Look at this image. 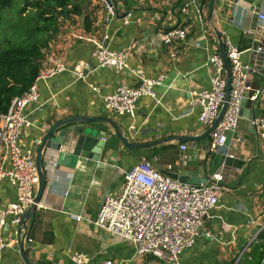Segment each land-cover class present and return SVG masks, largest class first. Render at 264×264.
Returning <instances> with one entry per match:
<instances>
[{
	"label": "crops",
	"instance_id": "1",
	"mask_svg": "<svg viewBox=\"0 0 264 264\" xmlns=\"http://www.w3.org/2000/svg\"><path fill=\"white\" fill-rule=\"evenodd\" d=\"M113 1L111 17L102 1L77 0L79 13L60 20L59 31L47 50L42 68L49 56H55L68 71L38 85V102L26 108L33 125L22 130L21 148L36 150L37 135L48 124L77 115L108 117L122 131H128L133 124V141L141 143L171 136L198 137L207 129L197 121L198 109L191 106L190 91L210 87L211 69L205 62L212 54H220L217 39L206 21L208 8H203L204 19L200 22L195 3L201 0ZM184 5H187L186 13L180 12ZM260 8H264V0H216L213 26L221 33L224 43L243 51L250 45L244 30L257 22L254 12ZM183 24L189 32L186 40L176 46L177 58L173 59L161 43V35ZM92 41L113 51H127L128 69L120 73L94 69ZM247 57L244 54L242 59ZM78 73L87 74V81L78 79ZM138 73L150 78L165 77L162 85L153 88L154 99L142 97L137 101L133 121L127 116H112L103 111V98L122 84L136 86ZM251 78L252 88L263 91L262 74ZM88 83H93L98 91H93ZM263 98L256 103L246 101L244 109L248 115L254 111L255 116L264 118ZM242 117L239 125L242 143L235 149L230 147L234 150L233 158H224L222 151L209 152V136L130 152L113 138L108 125L94 124L93 127L107 132L103 139L106 147L97 161L79 157L50 170L39 203L41 207L27 222L24 249L29 261L73 264L70 255L78 251L90 256L88 264H104L106 260L112 264H155L150 256L137 262L129 244L92 224L103 197L119 192L124 172L148 161L162 174L208 179L215 172L222 173L218 207L211 211L200 229L213 238L200 236L182 254L180 264H227L233 258L237 262L264 229V142L255 135L250 120ZM230 138L228 135L226 143L231 146ZM109 140L115 143V148H108ZM181 145L187 149L181 151ZM15 199V190L7 180H0V204ZM12 230L13 226L8 224L4 239L9 247L0 264H25L19 244H13Z\"/></svg>",
	"mask_w": 264,
	"mask_h": 264
},
{
	"label": "built area",
	"instance_id": "2",
	"mask_svg": "<svg viewBox=\"0 0 264 264\" xmlns=\"http://www.w3.org/2000/svg\"><path fill=\"white\" fill-rule=\"evenodd\" d=\"M100 1L107 15L113 16V7L107 4V0ZM208 1L195 3V13L200 22L204 19L202 10L208 8ZM187 5L182 6L180 12L186 13ZM254 13L257 22L244 30L250 45L241 51L231 43H224L231 76L229 99L220 121L209 134L208 144L209 152L222 151L224 158H233L232 149L242 143L239 136V125L243 118L242 102L256 103L261 96L264 97V88L263 91L254 89L251 84L253 75L262 74L264 77V8ZM188 32V26L183 24L161 35V43L169 49L173 59L177 58L176 46L186 40ZM93 44L96 62L94 69L105 68L117 73L128 69L127 51H113L99 42ZM244 54L248 55L246 60L242 59ZM205 66L211 69L210 87L190 91L191 106L198 109L197 121L203 129L213 124L225 97V71L220 54H212ZM66 71L68 68L59 58L49 56L46 66L28 90L15 97L7 112L0 114V180H7L16 192L15 201L0 204V259L9 247L4 239L8 224L13 226V244L18 246L20 243V218L33 204L38 185L36 150L23 149L19 144L22 130L33 125L26 108L38 102L39 84ZM87 78V74L78 73V79L87 81ZM136 78V86L122 84L106 95L103 98V111L112 116H127L133 121L137 101L142 97L154 99L153 88L162 85L165 79L163 75L150 78L140 73ZM88 85L93 91H98L93 83ZM250 124L257 138L264 142V118L256 115ZM134 130V125H130L127 138L133 140ZM228 135L231 136V146L226 143ZM186 149V145L180 146L181 151ZM44 163L51 170L56 166L46 156ZM222 182L221 172L213 173L203 184L182 182L157 171L148 161H142L124 172L116 195L107 194L103 197L92 224L129 244L137 262L150 256L155 259V264H180L182 254L192 248L200 236L213 238L209 233L203 234L200 229L203 221L210 217L211 211L218 207ZM36 206L41 207L39 203ZM76 220L79 221L80 217H76ZM27 241L32 242L30 239ZM70 261L73 264H88L90 256L75 251L70 255ZM104 264L112 262L106 260Z\"/></svg>",
	"mask_w": 264,
	"mask_h": 264
},
{
	"label": "water",
	"instance_id": "3",
	"mask_svg": "<svg viewBox=\"0 0 264 264\" xmlns=\"http://www.w3.org/2000/svg\"><path fill=\"white\" fill-rule=\"evenodd\" d=\"M215 3L216 0L208 1L206 21L212 28L217 39L219 53L224 65L225 97L224 103L222 104L218 116L213 124L208 127L201 136L198 137L171 136L145 143L135 142L127 138V131H122L114 120L105 116L90 117L87 115H77L58 120L55 123L48 124V126H46V128L42 130V132H39L37 135L38 141L35 155V168L38 177V185L33 197V204L21 216L19 224L22 229V233L19 237V250L25 264H36L29 261L27 251L24 249V241L27 233V222L37 210L36 204L40 203L43 197V193L47 185L48 175L52 171L51 168H49L48 164L44 163L45 156L48 161L50 160L51 163L54 162L56 166H62L69 160L78 159L79 157L87 160L97 161L101 150L106 147L105 140L103 139L105 138L107 132L105 130H100L99 128L93 127V125L96 123H103L108 125V127H110V129L112 130L113 138L118 141V143L122 145L127 151L130 152L150 149L162 143L171 141L185 143L189 141L201 140L208 137L211 131H213L217 126L226 109L227 101L229 99L231 76L230 65L226 55V48L224 42L222 41V35L215 29L212 23ZM107 4L114 7L115 2L113 0H107ZM245 106L246 101L244 100L242 102V115L248 120L254 119V111L250 112V114L248 115V113L244 109ZM107 146L108 148H115V143L109 140L107 142ZM167 175L173 179H178L182 182H190L195 185L203 184L206 182V179H200L198 177L169 174Z\"/></svg>",
	"mask_w": 264,
	"mask_h": 264
},
{
	"label": "trees",
	"instance_id": "4",
	"mask_svg": "<svg viewBox=\"0 0 264 264\" xmlns=\"http://www.w3.org/2000/svg\"><path fill=\"white\" fill-rule=\"evenodd\" d=\"M77 0H21L18 22L10 29V38L0 46V114L7 112L12 100L22 95L42 71L49 46L59 31V22L69 14H78ZM13 0H0V30L4 14ZM2 27V29H1ZM233 258L227 264H234ZM236 264H264V229L256 243L243 253Z\"/></svg>",
	"mask_w": 264,
	"mask_h": 264
},
{
	"label": "rangeland",
	"instance_id": "5",
	"mask_svg": "<svg viewBox=\"0 0 264 264\" xmlns=\"http://www.w3.org/2000/svg\"><path fill=\"white\" fill-rule=\"evenodd\" d=\"M21 0H13L12 9L8 10L4 14V30H0V46L1 49L4 48L5 43H2V41L5 42L6 39L10 38V29L13 28L12 26L18 22V11H19V3ZM2 29V27H1Z\"/></svg>",
	"mask_w": 264,
	"mask_h": 264
}]
</instances>
